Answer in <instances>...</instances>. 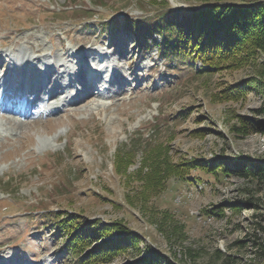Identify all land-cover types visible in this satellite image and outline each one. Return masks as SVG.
<instances>
[{
	"label": "rangeland",
	"instance_id": "1",
	"mask_svg": "<svg viewBox=\"0 0 264 264\" xmlns=\"http://www.w3.org/2000/svg\"><path fill=\"white\" fill-rule=\"evenodd\" d=\"M160 1L0 0V91L18 79L38 94L61 84L60 101L68 104L93 59L110 81L47 117L0 113V264H72L54 223L43 227V217L54 212L137 232L139 253L129 249L107 264H126L151 250L170 264H264L253 243L254 233L263 234L248 204L264 207V175L207 171L225 158L264 170V51L240 67L200 74L192 62L159 57V35L141 48L120 23L106 31L115 18L154 14L165 6ZM167 2L181 9L194 1ZM21 57L30 67L40 61L46 71L25 73L23 66L17 72ZM44 73L58 81L35 78ZM254 80L258 89L248 84ZM238 82L250 86L246 93L223 98L222 89ZM137 133L161 144L167 161H198V168L188 169L184 180L166 177L160 192L146 196L136 177L139 152L124 172L114 165L116 150L127 151Z\"/></svg>",
	"mask_w": 264,
	"mask_h": 264
},
{
	"label": "trees",
	"instance_id": "2",
	"mask_svg": "<svg viewBox=\"0 0 264 264\" xmlns=\"http://www.w3.org/2000/svg\"><path fill=\"white\" fill-rule=\"evenodd\" d=\"M193 1L181 9L171 7L167 0L157 2H163L165 6H159L154 14L138 19L115 18L107 23L106 31L110 33L120 23L131 35L132 42L139 43L141 48L159 35L161 39L155 43L159 57L183 64L186 60L192 62L189 67L200 74L222 67H240L257 50L264 51V0ZM195 61H200L201 65H195ZM248 84H254L258 89L255 80ZM248 84L238 82L225 87L222 89L223 98H239L246 93ZM161 146L147 142L141 133H137L135 139H130L127 151L116 150L114 165L118 172H124L136 153H140L136 177L144 184L141 192L146 196L160 192L166 177L175 175L184 180L188 169L198 168V161H167L168 155ZM207 171L223 177L232 172L244 178L255 175V172L264 175V170L260 171L257 166L248 170L244 163L226 158L210 162ZM248 204L255 208L254 223L258 232L263 234L258 237L254 233L253 243L259 254L264 255V207ZM54 213L55 216L43 217V227L54 223L52 229L60 234L61 248L72 259V264H107L129 249L140 251L142 239L138 233L118 222L88 220L77 213ZM147 252L146 256L126 264H170L159 251Z\"/></svg>",
	"mask_w": 264,
	"mask_h": 264
},
{
	"label": "bare ground",
	"instance_id": "3",
	"mask_svg": "<svg viewBox=\"0 0 264 264\" xmlns=\"http://www.w3.org/2000/svg\"><path fill=\"white\" fill-rule=\"evenodd\" d=\"M73 55H75V54H73ZM73 55H69L68 54V58L70 59V58H75V57H77L76 55H75V57L73 56ZM98 59H101L100 57H98ZM21 63H25V64H23V65H27L29 68L28 69H25V73H33L34 71L36 72V71H38V70H40V68H42L43 69V71H46V69H47V66H43L42 64H40V61H38V65H35L36 67H38L39 66V68H36L35 66L34 67H30L29 65H28V59L27 58H25V57H21L20 58V64H18V65H22ZM91 63H93L92 61L90 62V61H88V62H86V64H85V67L86 68H88L89 70L86 72V71H84L83 72V83H81V85L79 86L80 88H79V91L78 92H76V96L75 97H73L72 98V100H74L73 102H71L70 101V104H73V103H76V102H78L79 101V99L81 98V97H83V98H86L87 97V95L90 93V94H92V89L94 88V86L96 87L97 86V84H99L100 83V77H99V73H98V71H97V69H94V68H92V66H91ZM8 65V64H7ZM55 65H57V64H55ZM55 65H53L52 67H53V69H52V71H54V72H58L59 71V67L60 66H55ZM54 66H55V68H54ZM98 66V65H97ZM34 70H33V69ZM57 70V71H56ZM5 73H7V71H4ZM90 75V76H89ZM96 76H98L99 78L98 79H96L95 80V78H96ZM40 78H44V77H37V79L39 80ZM49 78V80L50 81H52V80H54V81H58L57 80V78H58V76L55 78V79H53V77H51V76H49L48 77ZM20 79H18V81H19ZM92 80H94L93 81V83H91L92 82ZM20 82H23V81H21L20 80ZM73 82V80H71V82H70V84ZM95 82V83H94ZM25 84H26V82H24ZM17 84H19V82H17L16 83V85ZM37 83H35V85H36ZM22 85H23V83H22ZM32 86H34V85H32ZM73 85L71 84V87H72ZM30 88H31V85H29L28 86V91L30 90ZM63 89V86L62 85H60V84H58L57 85V87L55 88V89H53V91H52V93H51V95H50V97H53V96H55L58 92V90H59V93L58 94H61V93H63V91L61 90V89ZM32 89H33V87H32ZM88 89V94L86 95V96H84L83 95V91L85 90H87ZM34 92V91H33ZM57 94V95H58ZM56 95V96H57ZM82 98V99H83ZM52 104H53V107L56 105V104H58V102H54L53 103V100H52ZM9 111H11V112H13V109L12 108H9Z\"/></svg>",
	"mask_w": 264,
	"mask_h": 264
}]
</instances>
